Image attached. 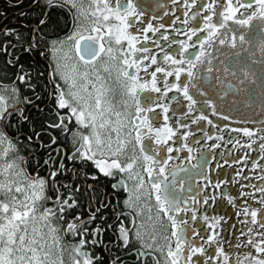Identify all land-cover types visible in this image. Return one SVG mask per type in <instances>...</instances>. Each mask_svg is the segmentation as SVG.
<instances>
[{"label":"snow or ice","instance_id":"6c2138e0","mask_svg":"<svg viewBox=\"0 0 264 264\" xmlns=\"http://www.w3.org/2000/svg\"><path fill=\"white\" fill-rule=\"evenodd\" d=\"M44 2L48 7L66 8L72 26L71 31L63 38L53 37L51 33L45 34L43 29L56 22L46 13H42L43 18H38V21L43 27L34 30L28 42L29 49L35 45L37 35L41 40L49 42L50 52L56 59L54 78L63 81L68 88L66 98L60 84L55 85L57 105L60 109L67 108L68 112L58 116V123L50 126L68 134L71 150L66 149L65 156L69 161H90L100 174L107 177H114L117 172L121 174L119 181L113 183L112 187L115 189L117 183L121 185L123 191L128 194L124 204L133 209L134 214L130 213L133 217L131 229L124 227L123 223L118 229L117 239L120 241L118 247L127 248L132 241L138 243L139 248L133 250L138 264H146L149 257L152 264H162L161 257L163 264H180L181 258L183 264H196L192 260L193 255L197 253L203 255L205 244L212 243L215 245L214 254L206 258L208 264H264V128L231 129L243 133V137L247 138L243 144L237 140L234 146L251 150L252 145L257 140L260 141L256 148L257 157H251V169L254 171L244 174V179L248 183L242 187L248 188L249 191L238 193V196L250 198L243 201L244 220L241 223L246 228L239 234L244 240L229 242L230 249H240V252L226 251L221 243H217L219 233L213 231L212 235H208L207 232L201 234L189 224V221L196 222L200 203L195 198H186L193 189L186 188L185 182L192 180L193 176H181L180 173H188L189 169L179 165L173 164L168 167V162L173 159L169 154L174 151L184 149L185 159L190 161L193 158L191 153L194 149L191 143L198 141L188 142L192 131H200L202 138L214 141L212 148L220 147L219 142L224 141L225 133L222 130L229 128L228 124L220 125L221 134L210 135L204 124L200 123L206 122L212 128H217V123L209 118L207 112L222 117L223 121L230 119V115L221 111L219 107L223 103L221 91L216 88L220 83V77L213 76L212 63L219 49H214L211 42L214 40L219 45L229 43L235 48L239 41L240 50L243 51L244 45L248 43L245 40L243 26L257 19L259 21L257 27L264 31V0H203L191 15L187 10L183 11L184 19L175 17L181 26L174 28L171 39L170 34L165 31L161 32L160 37L154 42L164 64L169 67L158 64L157 55L150 53L147 45L140 44L137 47L140 36L143 40H148L147 32L155 34L159 29H164L165 24L154 26L148 22L147 27L137 30L128 19L131 16L133 21H139L143 15L137 10L134 0H126L124 4H121V0H115L114 4L109 0H91L87 6L83 0ZM218 2L221 5L219 8ZM172 3L176 5L177 0H172ZM193 5H196V0H183L184 9ZM240 9L244 11L239 12L237 17ZM203 10H206V14L203 16L202 26L186 27L189 19L197 20L200 11ZM214 15L217 16L216 22L212 19ZM110 19L119 23H110ZM230 20H235L241 29L226 27ZM84 21L90 26H85ZM130 27L133 29L132 32L127 31ZM202 29L206 32L202 33ZM219 29L225 31L221 33ZM229 33L232 34L231 38ZM181 35L185 38L179 39ZM193 36L196 37L195 41L192 40ZM161 40L163 47L160 46ZM65 42H71V48L64 52L62 58H57L56 53L63 49ZM123 42H127V47ZM172 45L178 46L176 52L171 51ZM189 49L192 51L189 52ZM260 50L264 52V40L261 41ZM68 51H74L75 54V61L71 65L66 62L69 59ZM137 53L148 55H136ZM146 60L156 65L151 73L147 71L149 65L142 63ZM218 63L223 65L224 61L219 60ZM141 70L144 71L143 77L140 76ZM216 71L220 72L221 69L216 68ZM113 72L116 73V82L120 88V103L123 106L121 110H118L113 100L108 98L112 89L107 86L106 81ZM223 72L229 73V68L224 66ZM157 73L164 74L160 77L162 84H158ZM229 74L236 75L235 72ZM182 75L184 79H181ZM168 77L173 78L171 82L168 81ZM18 78L21 81L25 79L24 76ZM12 91L18 98L19 90L13 86ZM169 92H173L171 97H168ZM150 93L159 95L153 96ZM166 97L169 101H178L177 109L179 115L184 117L183 120L177 119L171 124L167 123L168 104L155 103L156 100H164ZM182 101H187L186 110ZM25 102H28L27 98ZM7 108L5 96L0 95V121L4 123H7L11 116ZM156 108L162 110L163 116L161 112L155 110ZM15 111L22 112L20 109ZM149 113L152 114L151 117ZM73 118L76 126L69 129L64 121L67 119L71 122ZM161 118L165 123L154 127L152 120L159 121ZM190 124L196 125V128L183 131L180 134L183 140L177 137L179 147L174 149L169 141L176 135V131L189 129ZM82 129H87V132ZM257 131L261 135L257 136ZM145 137H149L150 140L154 137L155 144L151 142L146 144ZM227 143L232 144L233 138L229 137ZM10 153L15 155L8 159ZM0 161H4L0 164V197H3L0 199V264H94L99 257H93L90 251L85 250L84 245L96 244L97 241L84 239L85 233L88 232L84 227L86 221H81L79 214L65 220L66 209H71L76 201L70 195L63 200L59 194L55 198L47 195V181L39 175L32 176L27 172L25 157L19 155L17 146L2 126ZM63 168L62 159L56 171L50 173V177L54 178ZM89 178L95 180L97 177L89 174ZM129 181L132 182L131 186ZM221 183L224 181L217 182L215 188L219 189ZM224 195L229 203L233 202V196L227 193ZM212 199L215 201V195ZM41 201H51V205L41 206ZM148 201H154L155 218L153 204ZM207 201L208 196L202 197L203 203L206 204ZM145 210L148 214L146 217L148 223L138 219L144 215ZM205 212L207 209L200 213V218L207 222L209 217L204 214ZM182 213L185 215H180ZM220 219L222 217L212 218L210 227L213 230ZM165 222L168 229H164ZM160 230L168 232V235L162 237L166 241L164 245L158 242L157 233ZM98 231L93 229V236ZM189 235L199 237V241L204 243L193 242ZM66 236L80 237L74 242H67L70 249L67 260L64 242ZM109 264H123V261L115 256Z\"/></svg>","mask_w":264,"mask_h":264},{"label":"flooded vegetation","instance_id":"af4514ba","mask_svg":"<svg viewBox=\"0 0 264 264\" xmlns=\"http://www.w3.org/2000/svg\"><path fill=\"white\" fill-rule=\"evenodd\" d=\"M110 3L115 2V0H109ZM203 2V0H196V5H193L191 8L184 9L182 7L183 0H177V4L173 5L172 0H134V3L137 6V10L142 12L139 21H133V18L130 16L128 19L130 22H133L134 27L137 30L147 27V23L151 22L154 26L161 23L165 24L164 29H159L155 34L151 31L147 32L146 35L149 37L148 40H143L142 36L139 37L137 47L140 44H145L149 47L150 53H155L157 55V62L161 66L169 67V65L164 64L159 50L154 46V42L158 37H160L161 32H168L171 34L174 32L175 27H180V21L175 20V17L179 16L184 19L182 13L187 10L189 15L195 12L198 6ZM40 4L38 7L37 4ZM83 3L87 6L91 3V0H83ZM126 3V0H121V4ZM217 7H221L218 2ZM255 7V5H253ZM42 10L40 15H37V10ZM53 11L62 12L66 19L65 24L56 29H43L45 34L51 33L53 37L59 36L63 38L66 33L71 31V18L69 16L68 10L66 8H57L55 6L48 7L44 0H0V51L1 54L8 56L11 60H21L28 57L30 54L37 55L39 59L44 61L47 64V84L43 89L44 93L41 96L36 95L34 90L38 88L37 86L27 83L23 85V89L28 92L21 94L19 92V100L17 103L12 105V111L15 112V115L20 119V121H28L29 118L33 115V118L36 115H41L45 111H49L50 117L45 119L43 125H34L33 126V139L28 141L32 142L34 145L27 146V152L23 155L26 159L27 172L32 176L39 175L40 177L45 178L47 181L46 184V193L48 196L55 198L57 194L60 195L61 199L68 197L69 195L76 201V204L71 209H66L65 220L71 219L72 217L79 214L81 221H86L84 227L88 229V232L85 233L84 239L90 241L95 239L96 244L86 243L84 248L86 251H90L93 257H99V259L94 261V264H109V261L118 256L123 261V264H138L134 249L139 248V244L135 241L129 243L127 248L118 247L120 241L117 239L119 235V227L121 223L123 226L131 229V220L134 210L125 206L124 200L127 197V193L123 191V188L119 183L117 187L113 189L112 184L119 181L121 174L116 173L114 177H107L103 174H100L99 171L94 167L92 162H76L69 161L65 156V150H71L69 137L67 133H62L61 129L53 128L50 125L58 123V116L65 115L68 112V109H60L57 105V96H56V84H60L61 88L64 90L65 85L59 82L58 78H54V65H53V55L50 52V44L46 40H41L39 35H37L36 43L33 47L29 49L28 42L29 39L33 36V31L43 26L39 25L38 18H43L42 13H49ZM244 11L240 9L237 12V17H239V12ZM206 14V10L200 11L199 17L197 20L189 19L186 27L190 28L193 26H202L203 16ZM213 22H216L217 16H213ZM173 21L174 24L172 23ZM259 22L257 19H254L250 22L249 25L243 26L245 40L248 41V28ZM110 23L118 24V21L110 19ZM171 25V26H170ZM226 27L241 29L240 25L235 23V20H230L227 22ZM127 31L132 32L133 29L130 27ZM225 29H219V32L223 33ZM206 30L202 29V33ZM258 32H263L261 29ZM202 33H197V35H202ZM87 34V33H85ZM231 38V33L228 34ZM237 35L239 33L237 32ZM179 39H184L183 35L178 37ZM107 37L105 38L106 44ZM196 37L193 36L192 40L195 41ZM262 36H258V44H248L244 45V50L238 52V55L235 54L236 50L240 48L239 41L237 46L234 48L231 44L226 43L224 45L216 44L213 40L211 43L215 49L216 46L226 47L227 53L224 56V60L229 58L238 57L240 58L238 63V69L246 68H256L257 70H263L264 68V52L260 50V44L262 41ZM70 44L71 42H66ZM124 46L127 47V42H123ZM160 46L163 47V41H160ZM178 46L172 45L171 51L176 52ZM70 49V48H69ZM6 50L8 52H6ZM167 50V49H166ZM192 49H189L191 52ZM8 53V54H6ZM136 55H148V53ZM1 56V55H0ZM248 60V61H247ZM142 63L148 64L147 69L148 73H151L156 65H152L150 60L143 61ZM22 72V70H20ZM25 74V73H21ZM107 76V74H104ZM164 74L157 73L158 84H162L163 81L160 79ZM140 76H144V71L141 70ZM173 78L168 77V81L171 82ZM181 79H184L183 75ZM107 86L112 89L109 94V99H112L113 102L117 105V109L121 110L122 105L120 88L116 79H113L112 76L107 78ZM13 86L19 89L17 83L13 82H2L0 81V89L13 88ZM21 88V86H20ZM66 88V87H65ZM192 89L190 87V93ZM66 93V92H65ZM153 96L159 95L157 93H150ZM143 95V94H141ZM173 92L168 93V97H171ZM27 98L28 102H25ZM66 98L67 93H66ZM156 104L167 103L169 112L168 124H171L172 121L180 119L183 120L184 117L179 115V110L177 109L178 101L173 100L169 101L166 97L164 100H156ZM186 110L187 101H182ZM199 107V106H197ZM15 109H20L22 112L15 111ZM157 112L162 110L159 108L155 109ZM174 110L175 114H174ZM130 111V109H129ZM222 111V110H221ZM210 119L217 123V128H212L206 122H200L204 124L205 130L212 134H221L220 125L226 123L229 125V128L223 129L225 133L224 141H220V147L212 148L211 145L214 141L206 140L202 138V133L200 131H192V136L188 137V142L193 140L198 141V143L192 142L191 147L194 151L191 153L192 159L186 160V150L182 149L179 152L174 151L169 154L173 156V159L168 162V167H171L173 164L179 165L183 168L189 169L188 173H180L181 176L192 175L193 179L185 182V187H191L192 192L187 194L186 198H195L196 201H200L199 208L197 211V220L196 222L189 221V224L196 228V230L203 234L207 232L208 235H212L213 231L219 233V236L216 238L217 243H221L226 251H236L240 252V249H230L229 242L233 240L243 241L244 237L239 233L242 230H245L246 226L241 223L244 220L242 209L245 206L243 201L250 199L249 197L238 196L239 192H248L249 189L242 187L248 183L244 179L245 173H251L254 170L251 169V157H257V145L259 140L252 145V149L249 150L246 147L234 146L235 142L239 140L243 144L246 137H243V133H238L231 131V129L240 128V127H249L251 129H260L264 128V117L262 118H244L236 117L230 115V119L223 121L222 117L213 115L211 112L206 113ZM151 117V113L148 114ZM189 115H194V113H189ZM115 119V117H113ZM246 121V122H245ZM64 123L68 126L69 129L74 128L75 120L74 118L70 122L65 120ZM165 121L161 118L159 121L152 120L154 127H159L163 125ZM196 128V125H189V129H179L176 131V135L169 141V144L173 148H178L179 144L177 143V137L183 140L181 133L186 130H193ZM87 132V129H82ZM20 131L19 133H21ZM12 142L17 146L19 150V155H21V144L23 139L12 134H7ZM256 135L259 136L261 133L256 132ZM31 137V136H30ZM229 137L233 138V143H227ZM53 138L55 142L53 143ZM151 142L155 144L154 137L150 140L149 137H145V143ZM206 145V147H205ZM77 146H79L77 138ZM160 147V146H156ZM15 153H10L9 158L11 159ZM131 155V153H129ZM244 156V159L240 157ZM63 159L64 168L57 172V175L52 178L50 173L56 171L59 167L60 161ZM48 161V163H45ZM195 165L196 167H192ZM259 171V170H255ZM239 173V175H237ZM89 174L96 175V179H90ZM171 179V177H168ZM254 180V176L252 177ZM219 181H224L221 183L220 188L216 189L215 184ZM234 181V182H233ZM132 185V182L129 181V186ZM91 186V187H89ZM202 190H200V187ZM77 187L79 190H77ZM219 193V194H217ZM224 193H227L229 196H233V202L229 203ZM215 195V201H213L212 196ZM208 196L207 203L202 202V197ZM143 199V198H142ZM71 203V200H69ZM148 203L153 204V217L155 218V207L154 201H148ZM43 205L42 203L40 204ZM51 201H46V206H50ZM235 205V206H233ZM207 209V212L204 214L209 217V221H202L200 218V213L204 212ZM147 211L143 216L139 217V220H144L145 223H148ZM185 215V214H180ZM94 217V219H90ZM213 217H222L218 221L217 227L213 230L210 227ZM93 229H98L99 231L95 236L92 234ZM164 229H168V224L165 222ZM149 233L151 229L149 228ZM158 242L161 245H164L166 241L162 238L168 235L167 231L160 230L158 233ZM80 237L72 236L64 237L65 242V259L67 260L69 249L67 247V242L79 240ZM147 239V237H146ZM189 239L193 242L204 243L199 241V237L190 236ZM207 237L205 236V240ZM150 242V241H149ZM173 246L175 244L174 238L172 239ZM187 247V246H186ZM215 245L212 243L205 244V253L203 255L197 253L193 255L192 260L196 264H208L207 257H210L214 254ZM247 251V249H244ZM254 251V250H253ZM163 264V257H161ZM146 264H152L151 257L148 258ZM180 264H183V258H181Z\"/></svg>","mask_w":264,"mask_h":264},{"label":"water","instance_id":"95a60500","mask_svg":"<svg viewBox=\"0 0 264 264\" xmlns=\"http://www.w3.org/2000/svg\"><path fill=\"white\" fill-rule=\"evenodd\" d=\"M258 23L256 22L248 28V44H258V36H262V40H264V31L258 32ZM215 49H219V53L212 61L214 65L213 76L220 77V83L216 85L217 90L221 91L223 101L219 105L220 110L236 117H264V91H262L264 89V68L261 71L254 67L239 70L240 58L234 57L224 60L227 53L226 47L216 46ZM238 52H240V48L236 50L235 54L238 55ZM219 60L224 61L223 65L218 63ZM224 66L229 68V73L235 72L236 75L224 73ZM216 68H220L221 71L217 72ZM245 73L248 75L246 76ZM225 92L226 95L223 94Z\"/></svg>","mask_w":264,"mask_h":264},{"label":"trees","instance_id":"16d2710c","mask_svg":"<svg viewBox=\"0 0 264 264\" xmlns=\"http://www.w3.org/2000/svg\"><path fill=\"white\" fill-rule=\"evenodd\" d=\"M41 9L37 10V15L41 14ZM53 21L56 23L49 25L47 28L50 29H56L65 24L66 17L65 15L60 11H53L49 13L48 15ZM6 52H8L6 50ZM8 54V53H6ZM0 81L2 82H13L17 83L20 89V93L23 95L27 93L28 91L23 89V85L30 83L38 88L34 90L36 95L41 96L43 94L44 90L41 89L47 84V64L39 59L37 55H28L25 59L21 60H11L8 58V56L4 55V53L1 54L0 51ZM22 70V72L20 71ZM25 73V74H21ZM24 76L25 79L21 81L18 77ZM21 86V88H20ZM41 87V88H40ZM41 115H36L33 118V115L31 118L28 119V121H20V119L15 115V112H11V116L7 123H2L3 130L7 134L15 135L16 137L20 136L23 139V142L21 144V156H23L27 152V146L34 145L32 142L28 141V137L31 136L33 139V126L34 125H43L45 122V119L47 117H50L49 111L40 113ZM22 131L21 133H19ZM26 170L27 169V166Z\"/></svg>","mask_w":264,"mask_h":264},{"label":"rangeland","instance_id":"374dc122","mask_svg":"<svg viewBox=\"0 0 264 264\" xmlns=\"http://www.w3.org/2000/svg\"><path fill=\"white\" fill-rule=\"evenodd\" d=\"M86 6V5H85ZM84 23H85V26H90L89 24H88V22L87 21H84ZM69 48H71V43L70 44H68V43H66L65 42V45L63 46V49L60 51V52H58V53H56V57L57 58H62L63 56H64V52L65 51H67ZM68 57H69V59L66 61L69 65H71L74 61H75V54H74V51H68ZM53 65H54V70H55V67H56V59H53ZM99 65H100V62L98 61L97 62V66L99 67ZM81 67H82V65H81ZM116 77V73L115 72H113V74H112V78L113 79H116L115 78ZM59 82H61V83H63L64 84V82L63 81H61V80H58ZM65 85V84H64ZM66 87V88H65ZM65 87H64V91L67 93L68 92V88H67V86L65 85ZM0 95H4L5 96V98H6V103H7V105H8V108L11 106V105H13L14 103H17L18 102V100H19V98H17V96H16V93H14L13 91H12V88H8V89H5V90H3V89H0ZM7 108V109H8ZM9 158V157H8ZM2 163H4V161H0V164H2ZM3 197H0V199H2ZM43 204L42 206H46V201H41L40 202V204ZM69 251H70V249H69ZM66 254V253H65Z\"/></svg>","mask_w":264,"mask_h":264}]
</instances>
